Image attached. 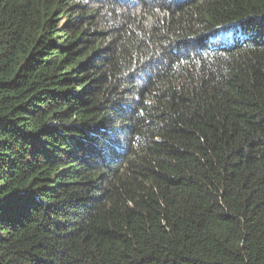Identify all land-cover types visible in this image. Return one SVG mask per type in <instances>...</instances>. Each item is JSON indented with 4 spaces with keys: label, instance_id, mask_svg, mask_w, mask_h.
Listing matches in <instances>:
<instances>
[{
    "label": "trees",
    "instance_id": "obj_1",
    "mask_svg": "<svg viewBox=\"0 0 264 264\" xmlns=\"http://www.w3.org/2000/svg\"><path fill=\"white\" fill-rule=\"evenodd\" d=\"M0 264H264V0H0Z\"/></svg>",
    "mask_w": 264,
    "mask_h": 264
}]
</instances>
